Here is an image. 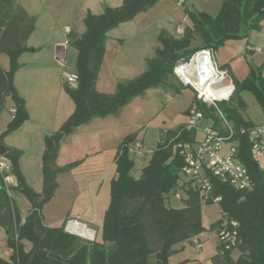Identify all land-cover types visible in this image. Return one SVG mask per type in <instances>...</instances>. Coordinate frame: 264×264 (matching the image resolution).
<instances>
[{"label":"trees","instance_id":"obj_1","mask_svg":"<svg viewBox=\"0 0 264 264\" xmlns=\"http://www.w3.org/2000/svg\"><path fill=\"white\" fill-rule=\"evenodd\" d=\"M157 1L123 0L118 9L106 7L100 15L86 14L84 33L71 42L77 53L75 73L79 87L68 92L75 109L57 134L44 138L40 194L27 186L19 172L20 152L14 150L4 154L11 164L17 186L8 188L5 176L0 174V227L7 228V244L12 250L9 259L0 258V264H169V258L177 252L175 247L184 242L191 243L202 231L203 204L196 192L180 185L183 182L180 174L183 160L172 152V146L168 144L177 133L178 142L192 143L196 131L182 128L173 137L164 138L165 145L158 144L150 152L138 179L130 175L134 161L126 148L130 145L129 140H135L134 137L120 145L100 240L85 242L69 235L64 230V223L46 227L41 215L43 206L53 198L57 189L58 174L66 171L55 167L60 143L66 136L93 119L116 115L148 89L170 85L173 69L179 62L187 61L199 50L214 51L228 40L246 37L264 21V0H224L214 18L201 12H188L191 27L184 29L179 40L161 37L162 47L156 50L153 59L146 62L142 75L129 83L119 84L112 95L99 94L95 84L107 33L132 20ZM34 24L35 17L15 0H0V55L9 59V69L0 68V115L8 98L15 109L11 122L0 134V144L4 137L29 119L13 79L20 68L18 58L28 50L25 44ZM241 91L252 93L264 113V78L259 72L251 73L246 80L235 84V92L228 102L219 103L221 112L233 124L237 157L247 168L254 186L251 190L237 191L210 179L213 197L221 199L218 208L237 224L238 244L225 250L219 241L216 253L208 262L188 260L180 264H264V173L251 161L247 139L238 134L241 128L253 127L243 119L245 105L239 96ZM192 107L199 109L205 118H214L213 129H218L213 110L206 109L196 99ZM12 194H21L30 203L31 208L25 218L21 217ZM177 195L180 199L176 198ZM172 198L181 203L180 208L169 205ZM219 223L213 224L211 229L218 232ZM23 242L30 244L29 251L25 250ZM233 252L238 254L236 258Z\"/></svg>","mask_w":264,"mask_h":264},{"label":"crops","instance_id":"obj_2","mask_svg":"<svg viewBox=\"0 0 264 264\" xmlns=\"http://www.w3.org/2000/svg\"><path fill=\"white\" fill-rule=\"evenodd\" d=\"M35 1L40 2V6L42 5V0ZM35 1L34 3H27L28 5L26 6L19 5L30 16L35 17V24L25 44L28 50L18 58L20 68L13 79L18 95L24 100L29 119L16 131L3 138L2 144H0V147H2L0 151L3 150V155H0V158L6 160L4 154L8 151L15 150L20 152L18 159L19 172L27 186L35 193L40 194L43 185L42 157L45 151L44 138L57 134L75 109L73 101L68 96L62 95L61 87L60 91H57L56 96L51 98L46 91V83L48 81H53L56 86L64 85L59 77L60 67L55 56L65 48V42H68L65 54L70 69L75 72L77 53L71 46V42L84 33L83 20L86 14L90 12L92 15H100L106 7L118 9L122 6L123 0H69L71 4L67 3L68 0H58L62 1L61 5L53 4L52 6L62 8V11L66 8L64 11L67 12L65 14L62 12L64 15L61 12L53 15L52 9L49 12L52 14H49L48 19L42 18L39 11L33 8L36 4ZM52 1L50 0V3ZM183 1L182 5H178L174 0H158L145 11L137 14L132 20L118 25L107 33L104 55L95 84V89L99 94L112 95L119 84L129 83L142 75L146 68V62L153 59L156 50L162 47L160 43L161 37L179 40L184 34V29L191 27L188 12H201L214 18L224 0ZM181 29L182 33L179 32ZM194 45L198 44L195 43ZM251 47L260 48L261 51H249L248 48ZM212 55L216 66L227 73V79L224 84L232 85L234 92L235 84L243 82L253 72H259L264 78V21L257 30L249 32L246 37L224 42L220 47L212 51ZM43 59L45 61H42ZM0 68L5 71L9 69V59L6 55H0ZM170 86L173 88L175 95L168 97L167 104L162 108L161 112L163 122L171 124V127L162 125L158 128V135L159 132L163 135L164 130H167L169 134L157 139L156 148L159 139L173 137L184 126L187 121V112L193 106L195 100V94L192 89L182 86L179 82L178 87L173 84ZM242 93H249L253 98L254 96L248 91H241L239 94L245 105V109L242 112L244 121L252 126L264 125V120L262 123H254L246 115L247 106ZM257 105L264 118L261 107L258 103ZM5 110L9 115L4 119L3 113ZM5 110L0 115V123L4 121L3 126L6 129L15 113L13 102L9 98L5 102ZM215 118L218 120L217 116ZM110 119H93L88 124L77 127L61 141L55 160V167L66 171L58 174L56 178L57 189L48 203L53 201V199L57 200L62 187L59 178L68 174L67 171L73 170V172L75 171L81 176H97L95 181L98 183L103 177H107L108 171H112L113 168L116 169L115 160L120 145L130 137L140 140L133 129L119 125L117 122H112ZM213 123L214 118L204 117L202 128L211 127L213 129ZM5 129H0V134ZM214 130L224 134L219 120L218 129L214 128ZM202 137V133L196 132L191 144H199ZM130 142L131 140H129ZM141 142L144 150V143L143 141ZM223 153H226V150ZM89 156H92L91 160H88ZM68 157L71 159H67ZM104 160L107 162L105 161V163ZM147 161H145L143 167ZM78 181L79 178L72 183L76 186V189L78 188ZM4 182L8 188L17 186V180L12 173V168L8 174V179ZM180 185H182V182ZM19 196L21 194H18V196L17 194H12L21 217L25 218L30 211L31 205L29 202V204H26V210L28 211L24 213L21 209V204L25 202ZM75 217L90 219L84 214H76ZM67 218L69 216L65 213L55 216L51 220L54 224L59 223L60 226ZM42 220L44 224L43 216ZM194 241L200 243L198 236L191 240L192 246H194ZM7 243V228L0 227V258L2 259H9L12 255V250ZM23 244L25 250L29 251L31 248L30 244L27 242H23ZM180 245H177L175 249L178 250ZM218 245L219 243H217L216 249ZM209 259L200 262L206 263Z\"/></svg>","mask_w":264,"mask_h":264},{"label":"built area","instance_id":"obj_3","mask_svg":"<svg viewBox=\"0 0 264 264\" xmlns=\"http://www.w3.org/2000/svg\"><path fill=\"white\" fill-rule=\"evenodd\" d=\"M178 5L183 0H174ZM182 33V29L179 30ZM65 48L68 42L64 44ZM65 48L57 53L55 58L60 67V80L69 90H77L79 87L78 75L70 69ZM249 51L260 52V48L251 47ZM173 76L184 87L193 90L197 103L211 109L216 114L224 134L211 127H203V113L196 107H191L187 112V121L183 130H194L202 133L203 137L199 144L192 145L187 142H178L179 133L168 144L172 146V152L177 153L183 160L181 176L182 186L198 194L202 204L211 203L219 206L221 199L213 197L212 183L210 179H216L222 184H227L237 191L251 190L254 181L248 173L247 168L237 157V146L233 124L229 122L219 108V103L230 100L234 93L232 85L224 84L227 73L219 69L213 61L212 51L202 49L194 53L187 61L179 62L173 69ZM216 87L223 90V94L215 98L209 94L207 88ZM167 130L163 135L167 136ZM240 136L247 139L250 149V159L261 173H264V125L241 128ZM127 146L130 155H143V145L140 140H134ZM158 144L165 145L164 139H159ZM167 144V145H168ZM226 150V153H223ZM11 164L0 158V174L4 175V181L8 179ZM180 199L179 195L176 196ZM220 225L218 236L225 250H230L238 244L237 224L230 220L227 215L219 209ZM78 226H84V232L77 230ZM78 218H71L66 222L64 230L72 236H76L85 242H93L95 232L89 230ZM194 247L201 248L199 242H193Z\"/></svg>","mask_w":264,"mask_h":264},{"label":"rangeland","instance_id":"obj_4","mask_svg":"<svg viewBox=\"0 0 264 264\" xmlns=\"http://www.w3.org/2000/svg\"><path fill=\"white\" fill-rule=\"evenodd\" d=\"M34 1L35 0H15L16 4L23 6L28 5L27 3H34ZM53 1L50 3V0H42L41 6L40 2L35 1L36 4L33 8L39 11L41 17L44 19H48L49 14H52L49 13L52 9L53 15L60 14V12L62 15H64L67 12L64 11L66 8L62 11V8H55L52 6L53 4L61 5L62 1ZM67 3L71 4V1L68 0ZM62 12H64V14ZM42 61H45V59ZM169 83L170 85L173 84L175 87H178V82L175 77H171ZM170 85L148 89L143 95L132 99L131 102L126 104L116 115L106 117L111 118L110 120L112 122H117L119 125L133 129L135 134H138L139 139L144 143L143 155H132L134 166L130 172V175L135 179L140 176V172L143 165L145 164V161L150 157V152L156 148L157 139L159 137H163L160 132L158 135V128L162 125L171 127V124H168L165 121L164 124L161 112L162 108L167 104L166 102L169 99L168 97L170 95H175V92ZM60 87L62 95L68 96L71 99V94L66 92L64 89L65 86H56L53 81H48L46 83V91L49 93L48 96H50V98L56 96L57 91H60ZM242 97L247 106L246 115L254 123H262L264 120L263 114L251 94L242 93ZM8 115V112L5 110L3 113L4 119ZM3 122L0 123V129H5ZM91 157L89 156L88 160H91ZM67 159L71 158L68 157ZM105 161L106 160H104V162ZM67 173L68 174L62 175L59 178L60 185L62 187L58 194L57 200L53 199V201L43 207L42 216L44 219V224L47 227H57L59 226V223L54 224L51 220L55 216L57 217L58 215L66 213V215L69 216V218L63 222L66 224V222L71 218H76V214H84L90 219L78 217L79 221L82 224H85L89 230L95 232L94 241H98L100 240V232L104 213L109 205L110 182L116 176L115 168H113L112 171H108L107 177H103L98 183L95 181L97 176H81L75 173V171L73 172V170H69ZM77 178H79V181L77 184L78 188L76 189V186L72 183ZM91 178L92 180H90ZM19 198L24 200L25 203L21 204V209L24 213H27L28 210H26V204H29L28 201L22 195L19 196ZM168 203L173 208L181 207V203L174 198H172ZM219 221L220 212L218 207L214 204H203L201 219L202 231L198 234V239L202 245V248L197 249L192 246L191 243L184 242L180 245L177 252L169 258V264H180L188 260L206 261L212 257L216 252L215 247L220 240L217 231L214 228L211 229V226L218 223ZM237 256L238 254L233 252V257L236 258ZM151 262H153V259Z\"/></svg>","mask_w":264,"mask_h":264},{"label":"bare ground","instance_id":"obj_5","mask_svg":"<svg viewBox=\"0 0 264 264\" xmlns=\"http://www.w3.org/2000/svg\"><path fill=\"white\" fill-rule=\"evenodd\" d=\"M207 91L209 92V94L211 95V96H213V97H215V98H218V97H220L222 94H223V90H221V89H219V88H217V86L216 87H211V86H209L208 88H207ZM84 226H78L77 225V230L79 231L80 230V232L81 231H83L84 232ZM86 228V227H85ZM89 232H91V234H93L92 232H94V231H89Z\"/></svg>","mask_w":264,"mask_h":264},{"label":"water","instance_id":"obj_6","mask_svg":"<svg viewBox=\"0 0 264 264\" xmlns=\"http://www.w3.org/2000/svg\"><path fill=\"white\" fill-rule=\"evenodd\" d=\"M65 91H66V92H68V91H69V89L66 87V88H65ZM0 149H2V147H0ZM0 155H3V150H2V151H0Z\"/></svg>","mask_w":264,"mask_h":264}]
</instances>
